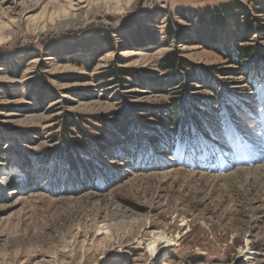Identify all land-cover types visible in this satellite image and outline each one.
I'll return each mask as SVG.
<instances>
[{"label": "rangeland", "instance_id": "374dc122", "mask_svg": "<svg viewBox=\"0 0 264 264\" xmlns=\"http://www.w3.org/2000/svg\"><path fill=\"white\" fill-rule=\"evenodd\" d=\"M238 6L259 19L245 38L226 20ZM259 11L252 0H0V171L16 167L0 181V264H264V65L235 68L216 51L248 46L250 63L264 47ZM166 53L218 70L171 79ZM118 58L132 80L103 76ZM194 99H218L226 121L230 107L242 114L185 145H147L159 126L148 110ZM128 104L144 109L126 113L146 144L134 159L127 144L105 152ZM66 145L98 174L70 185L54 172Z\"/></svg>", "mask_w": 264, "mask_h": 264}, {"label": "trees", "instance_id": "16d2710c", "mask_svg": "<svg viewBox=\"0 0 264 264\" xmlns=\"http://www.w3.org/2000/svg\"><path fill=\"white\" fill-rule=\"evenodd\" d=\"M252 3H254L256 5V8L260 10L258 13L264 16V0H252ZM235 9L236 11H232L231 9L227 11L228 14L226 15V20L231 21L229 23V26L240 28V30L243 31L242 37L245 38L246 37L245 34L248 33L247 31L252 29L253 20H259V19L251 18V16L248 13L244 12L242 7L240 6L235 7ZM221 22L222 21L219 20V23ZM139 33L141 34V28L129 34L131 35V38L128 42L137 44L138 39H141L138 36L140 35ZM229 45L230 44H223V45L219 44L218 47H216V51L222 56L223 59H225L230 65L234 66L235 68L244 66V69L247 70L248 67L251 66L252 67L251 70H253L254 68H257V70H259L261 66L264 65V47H261L257 50L255 49V54L252 57L253 59H251L250 63L245 64L244 62L247 61L250 47L248 46L245 47V45H239L237 48L238 50L234 52V50L231 49ZM91 63H92V59L90 61V64ZM121 64H122L121 60L120 58H118V60L115 62V66L108 67L104 71L103 76L107 79L114 80V82H116V79L118 78L121 79L129 78L130 80H132L134 76L133 72H135L136 70L134 68L122 67ZM160 67L163 70H166L168 73L172 72L171 74H169L171 79H173V77L178 76L177 74L178 71H181L182 73L185 72L189 79L193 77V74H195V72H199V75H202L204 74L205 70H208L211 74H215L214 70H218L210 66L193 67V64L190 61L174 53L171 54L166 53L161 58ZM251 70L246 71V74L248 75V80L251 78L250 76L253 75ZM105 80L102 82L105 83V85L113 82L111 80L109 82H106ZM198 81H199V77L196 79L197 84L199 83ZM255 83H256V79L252 82L253 87ZM38 96L42 97L44 96V93L42 92ZM194 98H197V95H195ZM194 100L191 101V104L189 106L190 110L186 109L182 111H172L170 113H165L166 111L165 110L163 111L161 109H150L151 111L148 110V115L150 114L153 117V119L158 122L159 126L157 127V130L154 131L156 136L153 135L152 138L149 137L150 139H147L148 142H150L147 145H151L153 148L156 149H161L167 143L169 138H171L170 140L172 141V143L175 141L179 145H185L190 142H193L194 139H197L195 137L197 132L201 136L207 132V129L210 131L212 129H219L221 126L227 125L229 123L232 124L233 121L236 118H240L242 114L240 106L235 105L234 108L230 107L226 121L222 119V117L219 115V109H217L218 99H215L216 101L214 103H207L208 106L201 104L199 106L196 99ZM127 106H129L131 110L127 108V110L122 113L123 114L122 121L113 126L114 128L111 136L114 139H111L108 142V147L106 148L105 152H107L110 147L116 146L120 143L121 144L118 145L117 148H119L118 152L119 151L121 152V147L122 146L124 147L126 146L125 144H127V147L129 146L130 147L129 149L131 150L129 152L130 153L129 157H131V159H134L135 154H138L139 156L143 154L142 147H144L146 144L142 143L140 139H137L138 137H140L138 136V134L134 135V131L138 129L137 127L138 121L135 120L132 121V118L129 117L126 113L128 112L137 113L140 112V110H144V109L137 105L128 104ZM175 106L176 104L174 105V107ZM202 111H205L206 114L205 115L201 114ZM136 118L137 117H134V119ZM60 119L62 123L64 120L65 128L78 127L79 122H76V120H74V118L70 114L65 113L63 116L60 117ZM195 131L197 132L195 133ZM73 142L74 143L72 144V146L74 148L84 149V145L81 142H78L76 140H73ZM66 146L68 148V145ZM103 149H105V147H101L99 151L102 152ZM61 151L62 150L58 151V154L56 153L55 155L56 163L54 164L53 169L54 172H58L60 175H62L65 181L68 182L70 185H73V183L80 184L79 182L80 179L87 180L91 177L93 173H95L96 175L98 174L97 168L99 166V163H97V161H95L93 158L90 157L89 159H84L82 158L80 153H76L73 150L71 151L70 148L66 149L65 153H61ZM43 154L44 153H42V155L38 158L43 159L44 157ZM147 155L152 156L154 155V153H148ZM46 158L47 156H45V159ZM25 164L26 163H24V165ZM27 164L25 165V167L27 166ZM108 172L110 171L106 170L102 177L96 176V181H102V184H104L105 181H108V179L111 177L110 175L111 173ZM55 180L56 179H54L53 181Z\"/></svg>", "mask_w": 264, "mask_h": 264}, {"label": "bare ground", "instance_id": "6f19581e", "mask_svg": "<svg viewBox=\"0 0 264 264\" xmlns=\"http://www.w3.org/2000/svg\"><path fill=\"white\" fill-rule=\"evenodd\" d=\"M14 166H12L11 168H12V170H9V169H4V171H0V175H2V177H0V181H1V183H5L6 182V180L7 179H10L11 177L9 176V173H11V172H14V170H15V168L16 167H14ZM9 168V167H8ZM18 169V168H17ZM0 170H1V168H0ZM104 226H102V228H103ZM163 239V237H161V235H156L155 237H154V239H151V240H149V243H148V247H149V251L151 252V253H153L154 251L156 252L157 250H158V248H159V246H158V244H157V242L158 241H160V240H162ZM167 241H169V239H167ZM154 252V253H155Z\"/></svg>", "mask_w": 264, "mask_h": 264}]
</instances>
